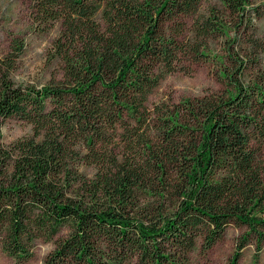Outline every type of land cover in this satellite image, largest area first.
<instances>
[{"label":"trees","instance_id":"16d2710c","mask_svg":"<svg viewBox=\"0 0 264 264\" xmlns=\"http://www.w3.org/2000/svg\"><path fill=\"white\" fill-rule=\"evenodd\" d=\"M57 74L16 83L0 58V248L16 263L193 264L230 225L228 264L264 242V52L253 0H25ZM245 37V38H244ZM219 44L222 55L212 53ZM221 89L150 101L187 63ZM32 134L6 142L3 125Z\"/></svg>","mask_w":264,"mask_h":264},{"label":"rangeland","instance_id":"374dc122","mask_svg":"<svg viewBox=\"0 0 264 264\" xmlns=\"http://www.w3.org/2000/svg\"><path fill=\"white\" fill-rule=\"evenodd\" d=\"M253 5L260 11L264 9V0H253ZM256 37L264 49V15L255 20ZM29 4L25 0H0V58L9 52L13 40L24 42L22 54L14 64L16 69L13 80L16 83H45L52 74H57V63L50 59L53 33L40 35L33 32ZM245 38V37H244ZM212 53L222 55L219 44L212 48ZM260 65H264V52L257 53ZM215 62L187 63L186 72L177 71L167 75L153 91L150 101L162 99L177 102L186 97H197L208 91L221 89V82L215 74ZM6 142L29 136L31 126L24 121L10 118L3 125ZM246 230L245 226L230 225L223 236L209 250L201 248L200 240L191 253L193 264H228L236 245L237 238ZM53 249L51 242L37 241L34 256L23 263H16L0 248V264H43L46 255ZM256 246L252 240L241 250L239 264H264V242L257 259L254 258Z\"/></svg>","mask_w":264,"mask_h":264}]
</instances>
